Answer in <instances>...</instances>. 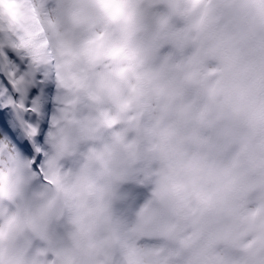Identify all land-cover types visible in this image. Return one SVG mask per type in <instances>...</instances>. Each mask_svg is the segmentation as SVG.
<instances>
[{
    "label": "clouds",
    "instance_id": "clouds-1",
    "mask_svg": "<svg viewBox=\"0 0 264 264\" xmlns=\"http://www.w3.org/2000/svg\"><path fill=\"white\" fill-rule=\"evenodd\" d=\"M0 64V264H264V0H0Z\"/></svg>",
    "mask_w": 264,
    "mask_h": 264
},
{
    "label": "snow or ice",
    "instance_id": "snow-or-ice-1",
    "mask_svg": "<svg viewBox=\"0 0 264 264\" xmlns=\"http://www.w3.org/2000/svg\"><path fill=\"white\" fill-rule=\"evenodd\" d=\"M10 62L15 63L16 65H20L21 61L20 59L17 57L16 54L14 53H8L7 54ZM11 72L9 70H7L5 68L4 65L0 64V82H3L4 85H7L9 88L12 87V84L10 83V76H11ZM33 95H36V92L33 93ZM7 113L6 111H0V130L3 131H7L8 130V125L6 123L7 120ZM21 147H23L25 150L27 151H31L30 147L28 146V144H23L21 145ZM37 164H39V160H37Z\"/></svg>",
    "mask_w": 264,
    "mask_h": 264
},
{
    "label": "bare ground",
    "instance_id": "bare-ground-1",
    "mask_svg": "<svg viewBox=\"0 0 264 264\" xmlns=\"http://www.w3.org/2000/svg\"><path fill=\"white\" fill-rule=\"evenodd\" d=\"M7 117L8 118L6 120V123L8 125V130L7 131L0 130V140H9L13 142L14 146H17V147H21V145L28 143L23 137L18 135L17 129L12 124L8 116V113H7Z\"/></svg>",
    "mask_w": 264,
    "mask_h": 264
}]
</instances>
